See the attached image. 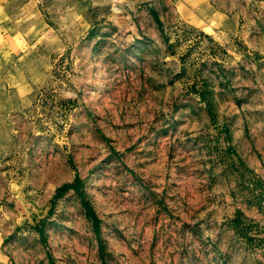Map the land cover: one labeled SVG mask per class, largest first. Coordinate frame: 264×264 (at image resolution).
Masks as SVG:
<instances>
[{
    "label": "rangeland",
    "instance_id": "374dc122",
    "mask_svg": "<svg viewBox=\"0 0 264 264\" xmlns=\"http://www.w3.org/2000/svg\"><path fill=\"white\" fill-rule=\"evenodd\" d=\"M190 2L0 6V264H264V0Z\"/></svg>",
    "mask_w": 264,
    "mask_h": 264
},
{
    "label": "crops",
    "instance_id": "0c3cea01",
    "mask_svg": "<svg viewBox=\"0 0 264 264\" xmlns=\"http://www.w3.org/2000/svg\"><path fill=\"white\" fill-rule=\"evenodd\" d=\"M11 1L12 0H0V6L6 5V4L10 3ZM190 1H192V0H187L189 7H191L192 5L194 6V4H192ZM204 1H206V0H204ZM216 15L220 16L222 14L219 11H217Z\"/></svg>",
    "mask_w": 264,
    "mask_h": 264
},
{
    "label": "built area",
    "instance_id": "2783aa9c",
    "mask_svg": "<svg viewBox=\"0 0 264 264\" xmlns=\"http://www.w3.org/2000/svg\"><path fill=\"white\" fill-rule=\"evenodd\" d=\"M116 0H110V2H115Z\"/></svg>",
    "mask_w": 264,
    "mask_h": 264
}]
</instances>
